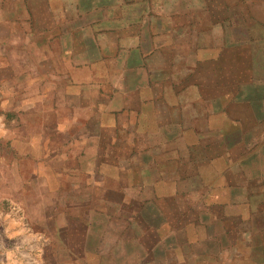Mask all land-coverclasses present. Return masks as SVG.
<instances>
[{"label": "crops", "instance_id": "crops-1", "mask_svg": "<svg viewBox=\"0 0 264 264\" xmlns=\"http://www.w3.org/2000/svg\"><path fill=\"white\" fill-rule=\"evenodd\" d=\"M247 47L264 0H0V264H264Z\"/></svg>", "mask_w": 264, "mask_h": 264}, {"label": "rangeland", "instance_id": "rangeland-1", "mask_svg": "<svg viewBox=\"0 0 264 264\" xmlns=\"http://www.w3.org/2000/svg\"><path fill=\"white\" fill-rule=\"evenodd\" d=\"M241 53V52H240ZM233 55L232 49H227L226 57L227 59ZM240 55V54H239ZM241 56V55H240ZM241 64H240V73L243 79L253 78L258 74V77L264 75V57L258 54H252L251 49L247 47V49L242 50L241 56ZM231 65L227 62L226 70H227V81L230 79ZM0 147L4 148L3 145Z\"/></svg>", "mask_w": 264, "mask_h": 264}]
</instances>
